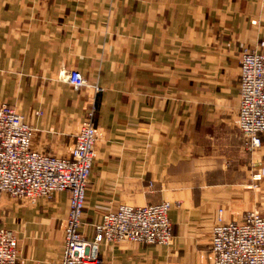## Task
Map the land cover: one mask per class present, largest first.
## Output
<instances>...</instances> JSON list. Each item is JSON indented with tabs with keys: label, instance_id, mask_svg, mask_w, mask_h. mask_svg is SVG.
Instances as JSON below:
<instances>
[{
	"label": "crops",
	"instance_id": "1",
	"mask_svg": "<svg viewBox=\"0 0 264 264\" xmlns=\"http://www.w3.org/2000/svg\"><path fill=\"white\" fill-rule=\"evenodd\" d=\"M245 51L264 54V0H0V104L31 125L32 149L70 157L94 112L80 232L120 205L170 203V245L102 243L105 264H212L219 217L264 218V135L250 149L237 125ZM71 71L101 90L73 89ZM67 211L66 192L0 195L17 264L59 262Z\"/></svg>",
	"mask_w": 264,
	"mask_h": 264
},
{
	"label": "built area",
	"instance_id": "2",
	"mask_svg": "<svg viewBox=\"0 0 264 264\" xmlns=\"http://www.w3.org/2000/svg\"><path fill=\"white\" fill-rule=\"evenodd\" d=\"M67 83L75 90L92 88L78 71ZM237 125L250 149L261 145L264 135V54L245 51L240 60ZM89 112L74 138L70 157L34 151L33 128L14 107L0 104V195L35 204L55 193L68 194L64 244L57 264H105L102 243L130 242L143 245L172 243L170 203L142 207L120 205L105 212L94 225L91 239L80 228L86 204L97 131ZM261 174L252 177L260 181ZM212 264H264V218L257 212L240 221L219 217L211 231ZM19 242L14 232L0 227V264H17Z\"/></svg>",
	"mask_w": 264,
	"mask_h": 264
}]
</instances>
